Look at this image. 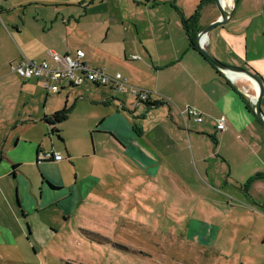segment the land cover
I'll return each instance as SVG.
<instances>
[{
  "label": "crops",
  "instance_id": "obj_1",
  "mask_svg": "<svg viewBox=\"0 0 264 264\" xmlns=\"http://www.w3.org/2000/svg\"><path fill=\"white\" fill-rule=\"evenodd\" d=\"M31 1H48L55 6L48 8V14L40 12L42 21H48L46 31H42L49 34L46 40L23 38L21 34L28 31L22 29L12 32L13 41L22 47L23 54L30 56L27 58L44 59L47 49L73 56L74 50L80 49L81 60L88 66L109 76H124L132 85L149 91L148 100L135 106L132 94L127 91L115 94L109 86L83 83L62 86L50 93L34 78H21L13 72L10 73L19 78L7 75L6 63H15L23 54L2 61L0 52V84L12 79L25 99L42 102L37 120H42L50 151L59 153L54 148L64 145L62 130L75 100L95 102L102 108L89 112L88 135L94 133L90 128L96 122L94 128L101 124V134L117 145V155L124 161L139 166L144 161L157 169L164 166L171 173L166 176L170 184L186 182L180 172L198 167L203 173L198 175V182L209 191L202 196L211 200L231 199L226 202L247 209L257 222L264 221V129L244 95L245 92L253 95L254 91L245 79L234 78L231 84L225 78L226 82L216 68L189 46L182 21L194 13L199 0ZM64 3L75 4L72 10L76 8L73 11L76 15H59ZM228 6L231 8L228 19L207 32L203 45L223 64L258 75L263 85L260 109L264 115V0H229ZM217 15L218 12L205 19L201 14L196 25L202 26ZM133 55L138 58L132 59ZM71 98L73 101L68 105ZM23 106L26 104L22 103L20 108ZM185 106L201 111L202 121L195 122L185 113L180 115L178 109ZM64 107L67 115L62 122L52 125L45 121ZM26 116L31 117L30 113ZM219 116L225 118L221 130L215 129ZM19 140V136L11 135L0 147V253L19 254L36 214L58 209V214L69 215L99 180L96 173H90L91 178L84 186L87 193L78 197L54 177L50 167L55 161L37 159L43 150L41 141L24 138L17 144ZM64 153L69 159L66 149ZM178 153L183 154L184 165L177 166L171 159ZM25 164L34 166L37 172L35 192L32 179L20 175ZM192 178L197 176L194 174ZM10 188L14 189L15 198H10Z\"/></svg>",
  "mask_w": 264,
  "mask_h": 264
},
{
  "label": "rangeland",
  "instance_id": "obj_2",
  "mask_svg": "<svg viewBox=\"0 0 264 264\" xmlns=\"http://www.w3.org/2000/svg\"><path fill=\"white\" fill-rule=\"evenodd\" d=\"M51 6L55 4L48 1H0L2 61L22 53L12 32L22 29L28 31L21 34L23 38H48V33H42L48 21H42L40 12L48 14ZM74 7L64 3L59 15H76ZM213 13L217 10L208 3L197 19L201 14L209 19ZM4 71L15 76L7 63ZM14 84L12 79L0 84V102L5 103L0 104V147L7 137L17 135V144L31 138L41 141L43 152L52 150L42 120H37L42 102L25 99ZM111 92L121 95L116 90ZM72 101L68 99L67 104ZM22 103L26 107L20 108ZM98 107L102 108L95 102L75 100L62 130L64 145L54 148L63 157L50 167L54 177L78 197L87 193L84 186L90 173H96L98 184L67 216L58 214V209L36 214V220L30 222L31 231L26 230L21 252L3 251L0 264H264V221L257 222L247 209L226 202L231 199L202 196L209 191L198 182V175L203 176L198 167L180 172L186 182L172 180L170 184L166 176L171 173L166 167L124 161L117 155V145L101 134V124L94 128L96 122L94 129L90 128L94 133L88 135L86 118ZM182 158L178 153L171 159L178 166L185 164ZM194 174L197 179L192 178ZM20 175L32 179L35 192L34 166L23 165ZM8 194L15 198L14 189L10 188Z\"/></svg>",
  "mask_w": 264,
  "mask_h": 264
},
{
  "label": "built area",
  "instance_id": "obj_3",
  "mask_svg": "<svg viewBox=\"0 0 264 264\" xmlns=\"http://www.w3.org/2000/svg\"><path fill=\"white\" fill-rule=\"evenodd\" d=\"M203 37L201 40H204ZM46 58L40 60L29 59L23 55L13 63L9 64L10 72L17 74L21 78H34L39 86L50 93H55L62 86L73 87L83 83L95 84L96 86H109L112 90L118 92L127 91L130 94L136 95L138 101H147L149 91L138 88L128 82L124 76H109L102 70L92 68L84 63L81 59L83 51L75 49L73 56L67 53L59 54L51 49L45 50ZM132 59H137L138 56H130ZM230 81L233 78L229 77ZM233 82V81H232ZM137 102V101H136ZM178 113L190 116L195 122L202 120V113L192 106H185L182 110L178 109ZM225 122L223 116H219L215 120V128L221 130ZM40 160L58 161L61 155L52 151H40L38 153Z\"/></svg>",
  "mask_w": 264,
  "mask_h": 264
},
{
  "label": "water",
  "instance_id": "obj_4",
  "mask_svg": "<svg viewBox=\"0 0 264 264\" xmlns=\"http://www.w3.org/2000/svg\"><path fill=\"white\" fill-rule=\"evenodd\" d=\"M213 3L218 12V15L214 20L200 26L196 30L195 39H194V47L208 60V62L214 68H216L219 72H221L223 76L227 78L229 81H230V78H229L230 76H228L227 74L228 72L242 75L254 83L255 90H254L253 96L252 94H249L246 92L244 95L248 97V100H249L248 106L251 109L254 117L264 129V115L260 109V101H261V97L263 94V85H262L261 80L253 72L245 68L236 67V66H228V65L223 64L222 62L217 60L211 53H209L203 45V40L201 39L203 37H206L207 32L214 26L224 23L228 19L231 13V8L228 5H223L221 0H213ZM231 84H234V83L231 81ZM143 102L144 101L134 102V106L139 103H143ZM208 137L211 138V135L210 136L208 135Z\"/></svg>",
  "mask_w": 264,
  "mask_h": 264
},
{
  "label": "trees",
  "instance_id": "obj_5",
  "mask_svg": "<svg viewBox=\"0 0 264 264\" xmlns=\"http://www.w3.org/2000/svg\"><path fill=\"white\" fill-rule=\"evenodd\" d=\"M205 3H213V0H199V3L194 11V13L186 20H183L182 23H183V26H184V30H185V35L187 36V40L189 42V46L192 47V49H194L198 55L203 59L205 60L206 62H208V60L194 47V39H195V32L196 30L200 27L198 25H196V22L198 21V16H199V11H200V8L202 5H204ZM189 23H191V26H189ZM198 23V22H197ZM209 63V62H208ZM210 64V63H209ZM212 66V65H211ZM253 72V71H251ZM217 73L221 75V77L227 82V80L225 79V77L223 76V74L221 72H219L217 70ZM255 75L256 73L253 72ZM258 77V75H256ZM259 78V77H258ZM260 79V78H259ZM261 80V79H260ZM95 85V84H93ZM96 86V85H95ZM74 87V86H73ZM133 95V94H132ZM135 100H137V96L136 95H133ZM146 102V101H145ZM66 115H67V108L64 107L62 109H60L59 111L57 112H53L50 116H48L45 121L46 122H49L50 124H57V123H60L62 122L65 118H66ZM216 129V128H215ZM55 131H57L56 128H54Z\"/></svg>",
  "mask_w": 264,
  "mask_h": 264
},
{
  "label": "bare ground",
  "instance_id": "obj_6",
  "mask_svg": "<svg viewBox=\"0 0 264 264\" xmlns=\"http://www.w3.org/2000/svg\"><path fill=\"white\" fill-rule=\"evenodd\" d=\"M221 2L223 3V5H229V0H221ZM227 74L233 79L234 78L240 79V80H244L245 79V81L249 82L250 86L252 87V90L253 91L255 90L254 83L252 81L248 80L247 78H245L244 76L238 75V74H235V73H230V72H228Z\"/></svg>",
  "mask_w": 264,
  "mask_h": 264
},
{
  "label": "flooded vegetation",
  "instance_id": "obj_7",
  "mask_svg": "<svg viewBox=\"0 0 264 264\" xmlns=\"http://www.w3.org/2000/svg\"><path fill=\"white\" fill-rule=\"evenodd\" d=\"M37 159H38V154H37ZM39 160V159H38Z\"/></svg>",
  "mask_w": 264,
  "mask_h": 264
},
{
  "label": "clouds",
  "instance_id": "obj_8",
  "mask_svg": "<svg viewBox=\"0 0 264 264\" xmlns=\"http://www.w3.org/2000/svg\"><path fill=\"white\" fill-rule=\"evenodd\" d=\"M228 80V79H227Z\"/></svg>",
  "mask_w": 264,
  "mask_h": 264
}]
</instances>
